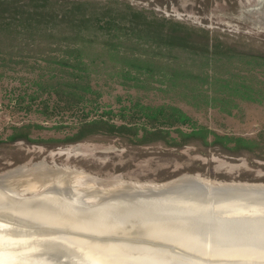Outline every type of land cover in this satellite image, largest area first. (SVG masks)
<instances>
[{
	"label": "rangeland",
	"instance_id": "rangeland-1",
	"mask_svg": "<svg viewBox=\"0 0 264 264\" xmlns=\"http://www.w3.org/2000/svg\"><path fill=\"white\" fill-rule=\"evenodd\" d=\"M235 8L0 0V158L72 153L264 194V25Z\"/></svg>",
	"mask_w": 264,
	"mask_h": 264
},
{
	"label": "water",
	"instance_id": "water-1",
	"mask_svg": "<svg viewBox=\"0 0 264 264\" xmlns=\"http://www.w3.org/2000/svg\"><path fill=\"white\" fill-rule=\"evenodd\" d=\"M264 25V0H230ZM0 264H264V194L72 153L0 158Z\"/></svg>",
	"mask_w": 264,
	"mask_h": 264
},
{
	"label": "bare ground",
	"instance_id": "bare-ground-1",
	"mask_svg": "<svg viewBox=\"0 0 264 264\" xmlns=\"http://www.w3.org/2000/svg\"><path fill=\"white\" fill-rule=\"evenodd\" d=\"M235 186H236V185H235ZM249 187H250V186H249ZM255 187H256V186H255ZM236 188H237V186H236ZM257 188H258V187H256L255 189H257ZM263 189H264V188H263ZM243 190H244V189H243ZM246 190H247V189H246ZM249 190H250V189H249ZM256 191H257V190H256ZM256 191H255V192H256ZM257 192H258V191H257ZM260 192H261V191H260Z\"/></svg>",
	"mask_w": 264,
	"mask_h": 264
},
{
	"label": "trees",
	"instance_id": "trees-1",
	"mask_svg": "<svg viewBox=\"0 0 264 264\" xmlns=\"http://www.w3.org/2000/svg\"><path fill=\"white\" fill-rule=\"evenodd\" d=\"M184 118V117H183ZM183 121H186V119L184 118Z\"/></svg>",
	"mask_w": 264,
	"mask_h": 264
}]
</instances>
